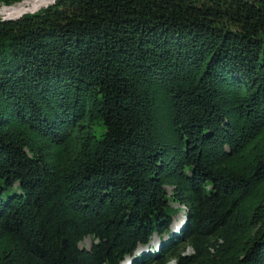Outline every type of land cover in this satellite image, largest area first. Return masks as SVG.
<instances>
[{
	"label": "trees",
	"instance_id": "16d2710c",
	"mask_svg": "<svg viewBox=\"0 0 264 264\" xmlns=\"http://www.w3.org/2000/svg\"><path fill=\"white\" fill-rule=\"evenodd\" d=\"M0 180V264H264V0L0 18Z\"/></svg>",
	"mask_w": 264,
	"mask_h": 264
},
{
	"label": "rangeland",
	"instance_id": "374dc122",
	"mask_svg": "<svg viewBox=\"0 0 264 264\" xmlns=\"http://www.w3.org/2000/svg\"><path fill=\"white\" fill-rule=\"evenodd\" d=\"M24 2V1H23ZM22 2V3H23ZM21 3V4H22ZM17 6V5H15ZM14 6V7H15ZM13 8V7H12ZM0 9H9V8H5V7H0ZM0 18H3V16H0ZM103 130L101 128H98L97 129V136L98 137H101V134H102ZM18 192V189H17V186H14L12 188H5V184L2 183V181L0 180V195L2 196L3 199H7L8 197L12 196L14 193H17ZM175 207H179L178 205H176ZM180 216H176L175 219H174V223L177 222L176 226H180V222H182V219H183V216L186 215V212H185V209L184 207H181L180 208ZM173 223V224H174ZM159 241H160V238L159 237H155L153 239V242L151 243V246H154V245H158L159 244ZM91 244H92V240L90 238L86 239L83 243H82V247L84 248H90L91 247ZM143 249H139L138 253L141 252ZM191 253V250H187L186 251V254H190ZM130 263V260H127V262L125 264H129ZM170 264H174V262L170 263Z\"/></svg>",
	"mask_w": 264,
	"mask_h": 264
},
{
	"label": "bare ground",
	"instance_id": "6f19581e",
	"mask_svg": "<svg viewBox=\"0 0 264 264\" xmlns=\"http://www.w3.org/2000/svg\"><path fill=\"white\" fill-rule=\"evenodd\" d=\"M41 2V0H25L22 4H19L13 8L0 9V16L9 18L18 17L25 12L38 10L41 8ZM184 220L185 219L183 218L182 222H180V226L183 224Z\"/></svg>",
	"mask_w": 264,
	"mask_h": 264
},
{
	"label": "water",
	"instance_id": "95a60500",
	"mask_svg": "<svg viewBox=\"0 0 264 264\" xmlns=\"http://www.w3.org/2000/svg\"><path fill=\"white\" fill-rule=\"evenodd\" d=\"M42 2H41V8H39L38 10H33V11H29V12H25V13H23V14H21L20 16H18V17H15V18H9V17H3V20H13V19H18V18H21L22 16H24V15H26V14H29V13H36V12H38L40 9H42V8H46V7H48L49 5H53V4H55L57 1H59V0H41ZM19 4H21V3H19ZM18 4V5H19ZM12 7H14V6H12ZM12 7H5V8H12ZM185 220L183 221V224L184 223H186L187 221H188V218L187 217H185L184 218ZM183 226V225H182ZM181 226V227H182ZM65 245H66V241H63V246L65 247ZM139 249H141V247L139 248ZM143 249V248H142ZM139 251V250H138ZM138 251H137V253H138ZM136 253V254H137Z\"/></svg>",
	"mask_w": 264,
	"mask_h": 264
}]
</instances>
